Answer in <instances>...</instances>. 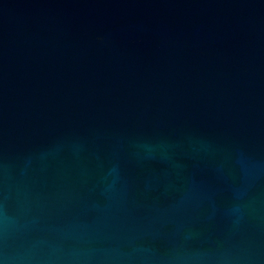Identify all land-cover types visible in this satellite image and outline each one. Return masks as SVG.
<instances>
[{"label": "water", "instance_id": "95a60500", "mask_svg": "<svg viewBox=\"0 0 264 264\" xmlns=\"http://www.w3.org/2000/svg\"><path fill=\"white\" fill-rule=\"evenodd\" d=\"M0 264H264V0H0Z\"/></svg>", "mask_w": 264, "mask_h": 264}]
</instances>
